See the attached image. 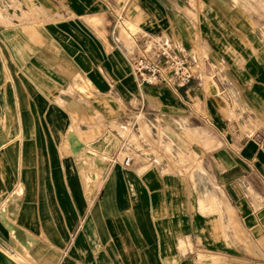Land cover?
Segmentation results:
<instances>
[{
	"label": "crops",
	"instance_id": "1",
	"mask_svg": "<svg viewBox=\"0 0 264 264\" xmlns=\"http://www.w3.org/2000/svg\"><path fill=\"white\" fill-rule=\"evenodd\" d=\"M33 1L11 0L12 7L7 9L9 15L20 16V2L28 3V8L22 7V10L28 11ZM65 2L71 7L73 18L45 27L44 39L47 43L40 47V59L34 58L33 51L36 48L32 42L38 33L32 25H23L27 33L24 40L15 37L13 25L0 23V207L3 209L2 205L11 201L21 182L24 183L28 177V185L25 193L23 190L20 210L14 223L36 239L29 250H24L16 243L14 235H11L13 233L0 221V264H215L213 257H219V264H264V203L260 205L257 199H264V136L258 132L241 135L237 128L235 132L232 131L231 125L234 128L237 126L224 119L211 99L213 95L205 84L206 76H202L203 71L197 67L199 53L183 50L167 32L161 30L167 25L169 32L177 35L183 45L192 49L195 43L192 23L173 16L169 11L165 16L159 5L154 0L151 1V16L140 15L141 29L161 27L152 32L167 36L179 50L192 58L197 78L182 88L164 84L139 86L131 71L127 47L119 39L118 31L109 32L106 43L99 46L93 37V31L81 20L95 7L99 9L101 1ZM0 4L3 10L4 2L1 1ZM146 33L148 32H141L134 39L133 57L139 53L140 37ZM107 46L110 48L109 52L106 51ZM101 48L105 51L102 52ZM76 74L86 76L95 91L103 95L102 99L98 97L101 106H98L97 111L102 112L105 118L142 113L144 109V112L149 111L157 121L165 118L169 121L170 118L178 120L184 117L180 113L194 114L200 122L194 127L198 128L194 131L198 139L194 141L196 150L204 158L209 157L212 166V173L209 174L212 194L217 190L222 193L224 203L231 211V225L235 232L215 234L211 229L208 231L207 221L201 222L195 218L158 216L153 220L152 217L135 216L130 209H138L140 205L134 201L131 204L127 201L122 205L125 211L121 218L113 216L112 210L117 205L108 199L116 178L130 180L131 197L137 196L135 185L139 182L138 179H142L140 174L132 170L122 172L114 169L112 172L111 168L108 169L103 182L105 196L102 200H94L83 207L76 200L68 201L62 195L59 196V201L52 196L55 200L52 204V198L48 194L61 193L67 189L62 190L61 185L55 186V189L47 179L44 184H40L37 161L59 160V168H55L53 173L64 176L67 174L62 163L65 156L60 155L61 158L57 159V155L50 153L49 156L44 154L45 158H37L36 112L42 110L47 119L44 140L49 144L61 145L65 139L67 122L64 110H60L61 113L52 109V102L47 104L37 92L46 96L45 92L52 87L51 81L57 79L75 83L73 77ZM228 77L237 83L241 96L251 98L253 104L258 102V98H264V83H258L264 76ZM244 84L248 89H243ZM50 92L48 91L49 94ZM137 98L141 99L142 104L134 106L132 102ZM118 100L120 103L116 105L115 101ZM39 106L43 108L37 110ZM98 127L94 126L92 130L100 129ZM62 132L64 135H61ZM101 139H105V135ZM111 141L110 139L107 144L104 142L102 149L111 151L112 156L115 144ZM93 143L94 141L91 144ZM47 167L45 165L43 171L45 178L52 174L51 168ZM142 184L147 190L148 185ZM148 184L152 187L151 182ZM169 184L173 186L171 194L176 195L177 189L183 186V179H173ZM147 207L159 210L160 214L163 208L159 200L152 202L151 198ZM177 207L179 208L171 206ZM64 213L66 216H63ZM156 225L161 226L160 232L155 228ZM165 225H172L175 235L180 234L179 225H185L192 249L183 253L163 244L172 239L165 232V227H162ZM123 236L126 243L122 247L118 241H122ZM197 240L252 241L254 245H250L249 250L253 255L246 254L242 248H226L223 252L197 249ZM259 241H263V245ZM200 255H203L202 259Z\"/></svg>",
	"mask_w": 264,
	"mask_h": 264
},
{
	"label": "rangeland",
	"instance_id": "2",
	"mask_svg": "<svg viewBox=\"0 0 264 264\" xmlns=\"http://www.w3.org/2000/svg\"><path fill=\"white\" fill-rule=\"evenodd\" d=\"M1 1L4 2V7L1 10L2 4H0V23L13 25L15 28L14 35L17 39L26 40L27 33L24 31L23 25H32L34 31L38 33L32 42L36 48L33 51L35 59H40L39 57L42 55L40 47L47 43L44 39L45 27L48 24L64 23L73 18L70 12L71 7L65 0H34L28 11L22 10V7H27L28 3L20 2L18 8L21 15L17 17L10 16L7 10L12 7L11 0H0V3ZM100 1L99 9L95 7L81 20L85 26L93 31V37L98 41L99 46L106 43L109 32L118 31L119 39L127 47L129 60L133 58L135 53L134 39L138 37L139 33L156 34L152 31L161 28L141 29L142 17L140 15L151 16L150 9L152 7L150 4L153 0ZM154 2L159 5L165 16L169 11L173 16L192 23V33L195 36L192 49L183 45L177 35L169 32L167 25L163 26L161 30L167 32L175 44H178L183 50L199 53L197 67L203 71L202 76H206L205 84L213 95L211 99L222 112L224 119L229 120L230 123L234 122L237 126L234 128V125H231L232 131L235 132L239 129L241 135H251L258 132L264 136V98H258V102L253 104L251 98L241 96V90L237 83L228 77L264 76V0H154ZM101 51L104 52L105 49L101 48ZM106 51H110L108 46ZM73 78L75 83L72 81L64 82L60 79L51 81L52 87L48 88L49 92L51 90V94L46 91V96L37 92L47 104L52 102V109H56L57 112L64 110L67 122L65 139L61 145L49 144L44 140L46 136L44 128L48 127L47 119L42 110L36 112L37 141L35 147L37 158H45L44 154L49 156L50 153L57 155V159L65 156L62 163L67 174L64 176L53 173L55 168H59V160L37 161L40 184H44V180L47 179L53 188L56 189L55 186L61 185L62 190L67 189L61 193L48 194L49 198L50 196L52 198V204L55 200L59 201V196L62 195L68 201L74 202L76 200L83 207L91 204L94 200H102L105 196L103 182L108 169L111 168L112 172L114 169H119L122 172L132 170L141 175L140 178L143 182L138 179L139 182L135 185L137 196L134 198L131 197L130 180L116 178V183L111 188L108 199L117 205L112 210L113 216L121 218L125 211L122 205L127 201L130 202L129 204L134 201L140 205L138 209H130L135 216L152 217L153 220L158 216L195 218L201 222L207 221L209 223L206 225L208 231L211 229L215 234L226 231L235 232V229L232 228L234 226L231 225L232 214L224 203L222 193L217 190L212 194L209 180L212 166L209 157L204 158L196 150L197 145L194 141L198 139L194 131L198 128L194 127L200 122L194 117V114L180 113L179 115L184 117L178 120L170 118L169 121L165 118L163 121L161 119L157 121L153 119L149 111L144 112V109L142 113L105 118L102 112L97 111L98 106H101L98 97H103L101 92L95 91L86 76L76 74ZM258 83H264V79ZM251 84L252 82H250ZM243 87V89H248L246 84ZM144 96L146 97V95ZM117 103L120 101H115L116 105ZM132 104L139 106L142 104L141 99H134ZM42 108L39 106L37 110ZM60 118L63 120L62 114ZM94 126H99L100 129L92 130ZM82 128L89 130L84 131ZM61 135L64 133L62 132ZM104 135L105 139H101ZM72 137L76 140L78 138L81 151L83 148V151L93 154L99 163L106 164L105 167L99 166L93 169L95 178L84 180L86 170L81 164L83 160H76L78 158L73 155L72 146L68 141ZM110 139L115 144V152L112 156L111 151L102 149L104 146L102 144L104 142L109 143ZM92 141H94L93 144H91ZM127 157L130 158V161L126 165L124 160ZM45 165L52 170L51 176L47 178L43 177ZM82 169L84 170L82 171ZM144 175H148V177ZM176 178L183 179V186L177 189L176 195H172L173 186L169 182ZM27 181L28 177L25 178L24 183L21 182L20 184L22 189L20 198L25 193ZM149 182H151L152 187L148 184ZM142 183L148 185V191ZM15 195L17 194L15 193ZM52 196L56 199L54 200ZM150 198L152 202L156 200L161 202L163 207L161 214L159 210H150L147 207ZM252 198L255 200L254 196ZM257 199L260 205L264 203L263 198ZM9 203L10 201L4 203L2 208ZM171 206H179V208H171ZM63 216H66V213ZM160 227L156 225L155 228L160 232ZM162 227H165V232L168 233L169 238H172L163 244L183 253L192 249L189 231L185 229V225H179L181 229L179 235L173 234L175 232L172 225ZM121 238L122 241L118 242L123 247L126 242L124 236ZM259 244L263 245V241H259ZM250 245H254V242L246 240L238 242L231 240L196 241L197 249H212L223 252L226 248H242L246 254L253 255L252 251L249 250ZM158 247L159 245H157ZM200 258L202 259L203 255H200ZM213 258L216 260L214 261L215 264L220 263L217 261L219 257Z\"/></svg>",
	"mask_w": 264,
	"mask_h": 264
},
{
	"label": "built area",
	"instance_id": "3",
	"mask_svg": "<svg viewBox=\"0 0 264 264\" xmlns=\"http://www.w3.org/2000/svg\"><path fill=\"white\" fill-rule=\"evenodd\" d=\"M139 42V53L130 60L139 86L164 84L182 88L197 78L192 58L167 36L146 33ZM129 161L127 157L124 163L127 165Z\"/></svg>",
	"mask_w": 264,
	"mask_h": 264
},
{
	"label": "bare ground",
	"instance_id": "4",
	"mask_svg": "<svg viewBox=\"0 0 264 264\" xmlns=\"http://www.w3.org/2000/svg\"><path fill=\"white\" fill-rule=\"evenodd\" d=\"M68 137H67V139H68ZM77 140H78V138H77ZM77 140L72 137L68 141H70L69 144L72 146L73 155H75L78 158L76 160H79V161L81 159L83 160L81 164L83 165V168H85V170H86L83 178H84V180H87V178H95L94 177L95 173L93 172V169H96L99 166L105 167L106 164L105 163H99L98 160H96V158H94L93 154H91L87 151H83V148L81 151L80 143ZM82 165H81V167H82ZM83 170L84 169H82V171ZM16 192H17L16 193L17 195H15L11 199L10 203L5 208L0 210V221L4 223V226L7 228V230H9L13 233L11 235H14V237L16 239V243H18L24 250H29L34 245L36 239H34L26 230L22 229L21 227H19L17 224L14 223V220L16 221L15 218L17 217L18 210H20L19 205L21 202V198L19 196L22 194V189L19 188Z\"/></svg>",
	"mask_w": 264,
	"mask_h": 264
}]
</instances>
